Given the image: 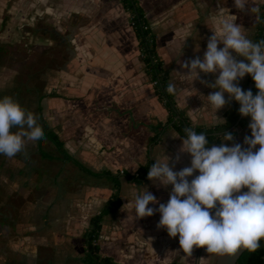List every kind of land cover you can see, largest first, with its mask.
I'll list each match as a JSON object with an SVG mask.
<instances>
[{"label": "crops", "instance_id": "0c3cea01", "mask_svg": "<svg viewBox=\"0 0 264 264\" xmlns=\"http://www.w3.org/2000/svg\"><path fill=\"white\" fill-rule=\"evenodd\" d=\"M139 1L168 81L176 86L177 105L194 124L225 121L229 104L216 113L207 101L218 89L200 80L192 85L178 62L203 57L218 3L255 42L264 0H254L258 20L234 8V0ZM254 85L250 74L240 81L244 90ZM5 95L55 131L89 171L65 158L48 136L36 146L28 142L26 156L0 155V264H87L85 231L115 189L111 177L96 174L104 170L119 174L123 202L102 220L103 254L121 264H215L218 255L206 246L186 255L178 236L157 227L159 212L136 219L131 211L135 196L147 190L166 204L172 186L157 187L148 174L133 181L123 171L151 168L154 157L163 161L167 155L179 171L190 166L191 156L183 153L175 162L182 138L172 135L183 136L174 126L158 134L153 129L169 111L146 71L121 0H0V98ZM246 118L247 125L234 127V140L222 143L243 145L251 136Z\"/></svg>", "mask_w": 264, "mask_h": 264}, {"label": "clouds", "instance_id": "9594fccd", "mask_svg": "<svg viewBox=\"0 0 264 264\" xmlns=\"http://www.w3.org/2000/svg\"><path fill=\"white\" fill-rule=\"evenodd\" d=\"M233 7L241 13L256 14L259 19L260 8L254 0H234ZM236 20V15L218 3L208 26L213 34L207 39L203 57L196 55L178 63L192 85L200 80L207 87L218 89L207 95L216 113L235 100L240 105L239 113L251 117V136H245L243 141L248 147L240 143L210 145L206 133L198 134L185 127V136L172 135L182 138L175 162L179 163L181 155L188 153L190 166L176 171L167 155L163 161L154 157L155 163L148 172V179L157 187L172 186L167 203H160L147 190L135 196L131 208L136 219L159 212L157 227L166 229L172 238L178 236L180 249L188 256H192L194 247L205 246L209 254L218 256H235L240 250L255 252L264 239V39L254 42L248 38ZM201 73L213 74L214 81L202 79ZM249 74L258 89L255 95L240 86ZM166 91L175 94V84L169 83ZM44 138L43 128L32 111L10 95L0 98V155L9 159L18 154L26 156L28 142L36 146ZM221 140L233 141L234 136L225 132ZM150 203L159 207H149Z\"/></svg>", "mask_w": 264, "mask_h": 264}, {"label": "trees", "instance_id": "16d2710c", "mask_svg": "<svg viewBox=\"0 0 264 264\" xmlns=\"http://www.w3.org/2000/svg\"><path fill=\"white\" fill-rule=\"evenodd\" d=\"M127 10L131 13V24L135 36L138 40V47L140 54L145 61L146 71L149 74L151 80L155 83V90L161 101L164 103L169 111L168 118L165 121H161L153 126V129L158 134L161 129L166 126H174L182 136H185L184 128L191 127L198 134L206 133L207 139L212 143L221 144L222 135L225 132H234V127L238 125H247L248 120L246 117L239 113V103L232 100L225 112V121L212 124V125H199L194 124L185 110L177 105L175 94H169L166 91L169 84L167 73L162 67V60L157 50L156 35L152 32L144 7L139 0H121ZM261 27L256 37V41L264 39V4L261 7ZM251 90L255 95L258 91L256 86L249 87L245 91ZM40 126L43 128L44 136L51 138L64 157L72 160L85 170L89 169L82 164L76 157H74L65 148L64 141L58 136V134L50 129L45 122L41 121ZM209 145V146H210ZM150 164L141 166L137 172L130 173L123 171L127 178L133 181L143 180L149 172ZM97 175L109 176L114 181L115 189L108 199L106 204L101 208L99 212L91 217L90 225L85 231V245L86 251L84 260L87 264H121L116 261L112 256L103 254L100 251L99 238L102 230V220L104 216L119 207L123 200L120 189V179L118 173H113L110 170H104L96 172ZM236 264H264V239L260 242V248L255 252H248L245 250Z\"/></svg>", "mask_w": 264, "mask_h": 264}, {"label": "water", "instance_id": "95a60500", "mask_svg": "<svg viewBox=\"0 0 264 264\" xmlns=\"http://www.w3.org/2000/svg\"><path fill=\"white\" fill-rule=\"evenodd\" d=\"M254 83L252 82L251 85ZM245 250H240L237 255L235 256H217L215 264H236L240 256Z\"/></svg>", "mask_w": 264, "mask_h": 264}, {"label": "built area", "instance_id": "2783aa9c", "mask_svg": "<svg viewBox=\"0 0 264 264\" xmlns=\"http://www.w3.org/2000/svg\"><path fill=\"white\" fill-rule=\"evenodd\" d=\"M157 81L155 80L154 83H156Z\"/></svg>", "mask_w": 264, "mask_h": 264}]
</instances>
